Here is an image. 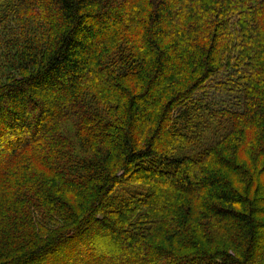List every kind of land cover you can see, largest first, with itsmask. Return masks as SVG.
I'll list each match as a JSON object with an SVG mask.
<instances>
[{"label":"trees","instance_id":"obj_1","mask_svg":"<svg viewBox=\"0 0 264 264\" xmlns=\"http://www.w3.org/2000/svg\"><path fill=\"white\" fill-rule=\"evenodd\" d=\"M0 6V264H261L264 0Z\"/></svg>","mask_w":264,"mask_h":264},{"label":"rangeland","instance_id":"obj_2","mask_svg":"<svg viewBox=\"0 0 264 264\" xmlns=\"http://www.w3.org/2000/svg\"><path fill=\"white\" fill-rule=\"evenodd\" d=\"M150 10V8H147L146 6L144 7V6H138L137 7V11L139 12V18H137L138 19V21H140V24H139V27L138 28H135L133 31H132V33L129 35V38H130V41L132 40L133 42H136V40L137 41H142V37H143V25H144V23H145V21H143L144 20V18H145V16H146V14H147V12ZM5 11V9H1V6H0V21H2L4 18H5V15L4 14H2L1 12H4ZM206 14V13H205ZM199 16H198V18L199 19H202V24H203V21H204V19L206 18V16H207V14L206 15H204V17L202 18L201 16L203 15V14H198ZM202 27H203V25H202ZM3 29V28H2ZM2 29H0V31H2ZM133 38V39H132ZM123 42V40H121L118 44L119 45H110L109 47H105L104 49H106V50H108L106 53H105V56H104V58H105V62H107L108 64H109V66H110V69H112L113 67H115L116 65H117V63H116V61L113 59L114 57H115V55L117 54V52H119V47H121L122 45H121V43ZM140 43L141 42H139L138 44H137V47L141 50L142 48H141V45H140ZM105 52V51H104ZM0 63L2 64V67L4 68V67H6V65H7V61H6V59L5 58H0ZM1 71V70H0ZM210 96H211V98L213 99V100H215L217 103H220V104H223V103H225V101H230L232 98H233V95L230 93V92H224V93H222V94H220V95H216L215 93H211V94H209ZM73 117V116H72ZM72 117H69V118H72ZM173 118H176V117H173ZM172 121V120H171ZM171 123V122H170ZM67 127V126H66ZM197 143V142H196ZM196 143H194V144H196ZM235 147V146H234ZM233 147V148H234ZM185 149H187L186 147H184ZM232 155L233 156H236V157H238V156H240V155H238V150H236V148L234 149V152H233V154L232 153H230V157H232ZM181 220V222H182V219H180ZM168 226H166L165 228H164V226H163V223H157V226H155L154 227V229L153 230H155V234H157V235H159V237H160V239H162L163 237H171V235L173 234V232H171V226L173 227V223L172 224H170V223H168L167 224ZM222 224H220V223H217V222H211V221H208L207 222V226H209V227H213V228H215V230L212 232V234H213V239L214 240H216L217 238L218 239H224L225 238V236L224 235H222V234H220L219 232H218V229L216 228V227H218V228H221L220 230H223L224 229V227L223 226H221ZM162 231H165V233L163 234L162 233ZM181 231H184V232H187V233H189V231L187 230V225L185 224L184 226H182L181 227ZM206 238L204 239L203 238V240L204 241H210V239H211V237L212 236H205ZM137 242H135L134 244H136ZM139 244V243H138ZM261 264H264V259H262L261 260Z\"/></svg>","mask_w":264,"mask_h":264}]
</instances>
